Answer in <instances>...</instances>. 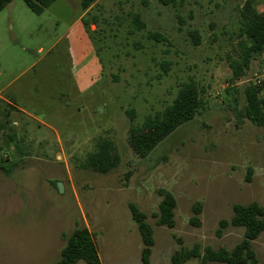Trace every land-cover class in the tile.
<instances>
[{
    "label": "rangeland",
    "instance_id": "rangeland-1",
    "mask_svg": "<svg viewBox=\"0 0 264 264\" xmlns=\"http://www.w3.org/2000/svg\"><path fill=\"white\" fill-rule=\"evenodd\" d=\"M246 1L99 0L101 10L92 9L101 16L93 42L104 77L77 96L65 35L82 12L81 0H57L41 15L14 0L0 15V91L17 94L23 114H14L18 125L9 150L12 131L0 132V167L17 164L10 176L0 168V264H56L66 244L62 235L77 227L96 236L102 264H141L143 243L131 204L154 229L155 264H168L177 238L187 248L233 249L242 241L243 228L230 226L221 238L216 231L222 219L231 220L235 204L264 207V127L244 117L245 90L262 85L264 53L242 67L237 32ZM253 2L264 12V0ZM134 13L144 30L134 28ZM150 32L167 42L150 40ZM190 81L206 109L147 158L138 157L129 144L131 126L162 111ZM99 136L112 138L122 157L107 174L80 168ZM160 190L177 201L173 229L158 226L154 217ZM196 203L200 226L192 223ZM254 247L264 263V233Z\"/></svg>",
    "mask_w": 264,
    "mask_h": 264
},
{
    "label": "trees",
    "instance_id": "trees-1",
    "mask_svg": "<svg viewBox=\"0 0 264 264\" xmlns=\"http://www.w3.org/2000/svg\"><path fill=\"white\" fill-rule=\"evenodd\" d=\"M14 0H0V13ZM28 8L36 15H41L53 5L57 0H23ZM168 5L176 0H160ZM99 0H81L82 10L87 12L83 17V24L94 41L91 30L92 25L100 23L101 16L93 13L92 9L100 5ZM146 4V3H145ZM132 24L137 30H144L145 25L140 21V16L132 14ZM237 37L242 38L241 65L248 67L254 54L264 53V12L257 10L253 0H247L241 9ZM148 38L156 43L167 42L166 38L155 32H150ZM170 63L166 64L164 71L167 73ZM264 90L262 85H250L245 90L246 106L244 117L257 126L264 127V98L260 93ZM206 100L201 95L200 90L194 81L183 84L173 102L167 105L162 111L148 115L140 126H131L129 129V144L134 153L144 159L167 137L174 133L184 124L192 121L195 117L206 109ZM18 112L13 99L0 97V132L8 129L12 131L13 137L8 135L7 144H15L16 134L12 121L13 113ZM131 122L136 118L134 109L127 111ZM10 149V146L7 145ZM2 148H0V152ZM2 159V158H1ZM121 154L116 142L109 137L99 136L94 139V150L89 152L80 163V168L98 174H107L121 164ZM16 163L1 165L6 176H10L16 169ZM252 170L250 169V173ZM250 181V176L247 177ZM57 188V183H54ZM58 189V188H57ZM162 197L159 204V213L155 214L158 226H165L173 229L176 226L175 210L177 201L174 195L167 190H160ZM130 210L133 220L138 224L142 237L141 263L151 264V255L155 246L154 229L148 222V217L140 211L136 205L131 204ZM201 205L196 203L193 207L194 216L192 223L195 226L201 225ZM230 226L243 228L244 236L240 243L233 249L221 246L215 249L211 246L202 248V245L195 243L191 248L184 246L183 240L177 238L179 249L171 256L170 264H188L193 261L199 263L218 262L222 264H264L254 249L256 241L264 232V207L257 201L249 204H235L233 206V216L231 220L222 219L216 231V236L221 238L226 229ZM66 242L61 250L59 261L56 264H77L80 261L86 264H102L99 257L96 236L87 227H77L70 235L63 234Z\"/></svg>",
    "mask_w": 264,
    "mask_h": 264
},
{
    "label": "crops",
    "instance_id": "crops-1",
    "mask_svg": "<svg viewBox=\"0 0 264 264\" xmlns=\"http://www.w3.org/2000/svg\"><path fill=\"white\" fill-rule=\"evenodd\" d=\"M13 3L14 1L10 3L0 13V15L7 8H10ZM86 13L87 12L82 10L80 16L69 27L68 32L65 35L67 53L71 61V79L73 81L74 90L77 96H85L86 94H88L103 80V77H104V67L99 59L96 46L94 45L93 40L91 39L90 35L86 31L84 24H83L82 19L86 15ZM91 30L94 31L93 25L91 26ZM63 41H64V38L59 39L58 45L60 42H63ZM2 93L3 92L0 91V97L7 98V99H13L14 105L17 107L18 112H21L23 114L22 108L20 107V105L17 103V100H16L17 94H10L6 96H2ZM61 93L63 94L62 98L64 99L69 98V96L66 95L65 93L63 92ZM15 113H17V111L13 113V117H12L14 130H16V126L18 125V121L14 119ZM71 144H74V142L72 141ZM60 147H61V150H60L61 153H65V149L63 147L62 142H60ZM178 249H179V246H178ZM152 256H153V252L151 255V264H155L154 258H152ZM171 256L168 260V264L171 263ZM188 264H199V261H193Z\"/></svg>",
    "mask_w": 264,
    "mask_h": 264
},
{
    "label": "built area",
    "instance_id": "built-area-1",
    "mask_svg": "<svg viewBox=\"0 0 264 264\" xmlns=\"http://www.w3.org/2000/svg\"><path fill=\"white\" fill-rule=\"evenodd\" d=\"M258 83L259 84H263L264 83V70H262L259 79H258Z\"/></svg>",
    "mask_w": 264,
    "mask_h": 264
},
{
    "label": "water",
    "instance_id": "water-1",
    "mask_svg": "<svg viewBox=\"0 0 264 264\" xmlns=\"http://www.w3.org/2000/svg\"><path fill=\"white\" fill-rule=\"evenodd\" d=\"M58 189H59V191L63 192V185L62 184H59L58 185Z\"/></svg>",
    "mask_w": 264,
    "mask_h": 264
}]
</instances>
